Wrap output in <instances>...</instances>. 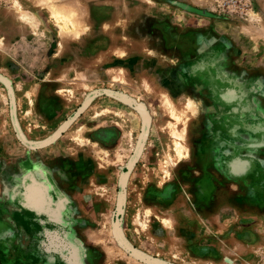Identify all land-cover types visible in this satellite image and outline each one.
I'll return each mask as SVG.
<instances>
[{"label": "rangeland", "instance_id": "1", "mask_svg": "<svg viewBox=\"0 0 264 264\" xmlns=\"http://www.w3.org/2000/svg\"><path fill=\"white\" fill-rule=\"evenodd\" d=\"M0 264H264V0H0Z\"/></svg>", "mask_w": 264, "mask_h": 264}, {"label": "bare ground", "instance_id": "2", "mask_svg": "<svg viewBox=\"0 0 264 264\" xmlns=\"http://www.w3.org/2000/svg\"><path fill=\"white\" fill-rule=\"evenodd\" d=\"M191 102H192V101H191ZM191 102H190V103H191ZM190 103H189V104H190ZM191 104H192V110H193V111H191V110H189V111H191V112H190L191 114H194L193 112L196 113V109L194 110V109H193V108H194V107H193V103H191ZM191 104H190V105H191ZM170 105H171V104H170ZM185 105H186V104H185ZM187 105H188V104H187ZM190 105H189V106H190ZM189 108H190V107H189ZM171 116H172V115H171ZM173 119H174V118H173ZM175 119L177 120L176 117H175ZM179 119H180V118H179ZM179 119H178V120H179ZM178 120H177V121H178ZM176 123H177V122H176ZM183 133H184V132H183ZM178 135H179V134H178ZM176 140H178V139H176ZM181 141H182V140H181ZM174 142H175V141H174ZM174 142H173V143H174ZM173 146H174V145H173ZM175 148H176V149H175ZM174 149L176 150V153H175V154H176V157H177L178 159L181 158V157H183L184 147L181 146L180 143H176L175 146H174ZM175 150H174V151H175ZM185 151H186V149H185ZM186 152H187V151H186ZM186 152H185L184 156H187ZM168 161H169V160H168ZM168 163H170V162H168ZM165 165H166V164H165ZM163 172H164V171H163ZM165 172H166V171H165ZM166 175L169 176L167 173H166ZM166 175H165V176H166ZM147 212H148V211H147ZM144 214H147V213H144ZM142 217H143V216H142ZM145 217H146V216H145ZM137 218H138V217H137ZM162 220H163V219H162ZM142 221H143V220H142ZM163 221H164V220H163ZM137 222H138V221H137ZM145 222H146V220H145ZM142 223H143V222H142ZM138 224H139V222H138ZM141 225H143V224H141ZM141 225L139 224V226H141ZM141 227H142V226H141ZM142 228H143V227H142Z\"/></svg>", "mask_w": 264, "mask_h": 264}]
</instances>
